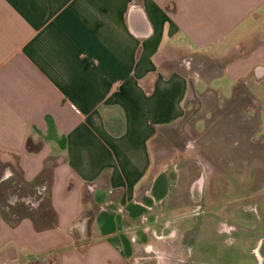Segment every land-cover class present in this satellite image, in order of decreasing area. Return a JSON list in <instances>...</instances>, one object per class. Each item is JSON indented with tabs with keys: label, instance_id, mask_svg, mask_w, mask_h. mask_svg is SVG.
Masks as SVG:
<instances>
[{
	"label": "crops",
	"instance_id": "1",
	"mask_svg": "<svg viewBox=\"0 0 264 264\" xmlns=\"http://www.w3.org/2000/svg\"><path fill=\"white\" fill-rule=\"evenodd\" d=\"M197 107L264 133V0H0V264H133Z\"/></svg>",
	"mask_w": 264,
	"mask_h": 264
},
{
	"label": "rangeland",
	"instance_id": "2",
	"mask_svg": "<svg viewBox=\"0 0 264 264\" xmlns=\"http://www.w3.org/2000/svg\"><path fill=\"white\" fill-rule=\"evenodd\" d=\"M199 112L192 108L184 133H173L181 145L189 139L176 155L178 170L192 169L191 177L216 171L195 183L191 197L186 189L174 197L172 191L156 204L160 210L153 215L166 223L164 232L150 237L149 245H136L133 264H264V133L245 123L246 133L238 134V120L227 128L222 115L210 118V132H191ZM239 123L242 128L241 118Z\"/></svg>",
	"mask_w": 264,
	"mask_h": 264
}]
</instances>
